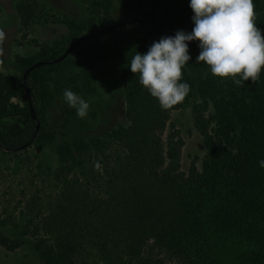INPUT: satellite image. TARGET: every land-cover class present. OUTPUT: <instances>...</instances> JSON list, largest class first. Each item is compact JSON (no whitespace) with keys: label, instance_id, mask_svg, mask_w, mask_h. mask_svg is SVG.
<instances>
[{"label":"trees","instance_id":"16d2710c","mask_svg":"<svg viewBox=\"0 0 264 264\" xmlns=\"http://www.w3.org/2000/svg\"><path fill=\"white\" fill-rule=\"evenodd\" d=\"M38 9L36 0L17 5L23 27L29 28ZM181 29L190 32L192 26L128 17L91 26L88 33L96 34L75 46L116 41L126 123L102 141L58 149L62 166L52 171L58 192L43 203L42 224L36 226L42 232L35 246L44 264H264V168L258 164L264 159V70L256 83H204L213 113L196 107L195 121L207 152L200 168L193 164L185 172V142L169 122L193 94L191 79L182 70L190 92L163 110L127 68L132 54L147 51L150 39ZM56 56L17 57L24 68L20 81L0 73V150L17 152L37 138L28 98L34 105L43 72L57 63L35 68L26 79L24 73ZM21 96L27 119L7 122L12 100ZM37 116L47 121L45 112ZM0 245L14 251L22 241L0 235Z\"/></svg>","mask_w":264,"mask_h":264},{"label":"rangeland","instance_id":"374dc122","mask_svg":"<svg viewBox=\"0 0 264 264\" xmlns=\"http://www.w3.org/2000/svg\"><path fill=\"white\" fill-rule=\"evenodd\" d=\"M21 1L0 0V73L17 81L22 79L24 70L17 57L59 56L91 26L139 17L159 22L171 19L193 27L189 0H36L39 9L29 28L22 26L17 11ZM253 3L254 23L264 35V0ZM161 37L150 39V43ZM115 47L113 39L87 42L55 67L46 68L42 83L34 90V105L36 114L46 113L47 121L39 118L37 138L25 149L0 150V235L22 241L14 251L0 245V264H44L35 246L42 232L36 226L42 224L43 203L58 192L52 178V171L62 166L58 149L102 141L107 133L126 123V81ZM189 50L192 60L183 70L192 81L193 94L172 113L169 122V128L178 131L185 142L181 154L185 172L193 164L200 168L205 158V138L196 125L195 108L213 113L204 83L219 78L203 62L195 63L198 46ZM220 79L225 82L232 78ZM65 89L90 103L86 118H77L75 109L64 102ZM26 107L24 97L14 98L5 120L15 123L27 119ZM73 169L74 166L70 171Z\"/></svg>","mask_w":264,"mask_h":264},{"label":"clouds","instance_id":"9594fccd","mask_svg":"<svg viewBox=\"0 0 264 264\" xmlns=\"http://www.w3.org/2000/svg\"><path fill=\"white\" fill-rule=\"evenodd\" d=\"M193 15L192 30H177L162 36L146 52L136 51L127 67L139 84L156 98L163 110L183 102L190 85L182 81L183 69L192 60L189 44L198 42L195 63L203 62L219 78H232L236 85L251 79L256 83L264 70V35L254 23L253 0H189ZM238 77V78H237ZM63 100L84 119L90 103L70 89ZM264 168V159L258 161Z\"/></svg>","mask_w":264,"mask_h":264},{"label":"water","instance_id":"95a60500","mask_svg":"<svg viewBox=\"0 0 264 264\" xmlns=\"http://www.w3.org/2000/svg\"><path fill=\"white\" fill-rule=\"evenodd\" d=\"M96 33H86V34H83L81 35L80 37H78L67 49H65V51L60 54L59 56L53 58V59H42V60H38L36 62H34L24 73V79L27 78V75L32 71L34 70L35 68L37 67H40L42 65H49V64H56V63H59V62H62L64 61L71 53L72 51L74 50L75 46L82 40L94 35ZM29 107H30V112H31V115H32V118L34 120L37 121V124H36V132H38L39 128H40V121L38 120V116L36 114V110H35V107L33 105V102L31 100V98L29 97Z\"/></svg>","mask_w":264,"mask_h":264}]
</instances>
